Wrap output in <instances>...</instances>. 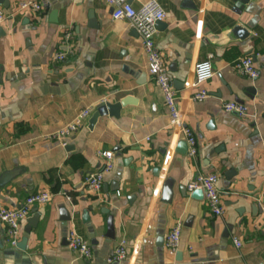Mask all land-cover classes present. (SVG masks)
<instances>
[{
	"label": "crops",
	"instance_id": "obj_1",
	"mask_svg": "<svg viewBox=\"0 0 264 264\" xmlns=\"http://www.w3.org/2000/svg\"><path fill=\"white\" fill-rule=\"evenodd\" d=\"M23 1L0 2L9 14L0 24V177L12 173L0 204L20 206L41 189L52 193L21 224L17 241L38 213L26 252L45 264H264V0H247L241 11L238 0H160L166 17L155 42L178 90L183 124L172 122L138 30L113 18L107 0H35L38 10L20 9ZM69 30L73 53L57 61ZM243 55L253 57L258 77L234 68ZM204 59L215 73L201 84L208 96L193 100L194 65ZM124 99L118 115H100L91 126L100 103ZM229 100L247 104L249 113L226 111ZM88 107L67 144L44 138ZM184 126L197 139L195 155ZM107 150L114 166L96 191L85 177L105 167ZM209 172L219 174L221 214L188 188ZM63 206L71 212L67 222ZM110 213L113 239L105 236ZM179 221L180 245L171 251L166 236ZM71 231L91 244V258L69 245ZM123 239L127 256L109 261ZM11 244L0 221V264H18L4 252Z\"/></svg>",
	"mask_w": 264,
	"mask_h": 264
},
{
	"label": "built area",
	"instance_id": "obj_2",
	"mask_svg": "<svg viewBox=\"0 0 264 264\" xmlns=\"http://www.w3.org/2000/svg\"><path fill=\"white\" fill-rule=\"evenodd\" d=\"M138 5L128 0H107L112 7L113 18H126L134 26L142 39L144 49L148 57V69L151 75L160 86L164 103L170 111L171 119L174 124H183L180 107L178 90L173 83L172 77L167 72L165 59L158 50L155 42V35L158 31V22L165 19L166 11L163 8L160 0H137ZM33 7L38 10L42 4L35 0H24L20 9H27ZM13 13V12H12ZM11 13V14H12ZM7 12L0 10V24L8 16ZM66 48L57 51L54 55L55 60L62 61L73 53V46L71 45L73 33L69 30L64 36ZM234 68L251 78L259 76V69L256 66L253 57L250 55H243L238 57L234 63ZM213 63L210 59L199 60L194 65V80L191 86L195 87L191 94L193 100L205 99L209 92L201 86L203 82L214 75ZM223 108L228 112L237 113L239 115H247L249 113V106L237 100H229L223 103ZM91 108H84L76 117L65 125L55 129L54 131L44 134L45 139L57 141L62 145L67 144L68 138L74 134L84 120L91 114ZM184 134L189 143V153L195 155L197 153V139L193 130L188 127H183ZM107 158L105 167L102 170L94 171L86 175L85 183L93 190H100L103 185L105 172L112 169L114 166L113 157L114 152L107 150L102 152ZM219 174L217 172H209L198 175L188 185L190 191L196 188H201L204 191V197L211 211L215 214L223 212V201L221 198L220 188L218 185ZM52 193L49 190H37L29 193L20 206H7L0 204V221L6 224L7 235L12 244L17 241L20 234L21 224L28 217L31 208L36 204H44L50 201ZM182 222L179 221L177 225L167 234L166 246L171 251H175L180 245ZM69 245L78 251L83 257L91 258L94 254L91 244L77 234L71 231L68 235ZM240 245L241 242L237 241ZM127 256L126 240H122L108 257L109 261H121Z\"/></svg>",
	"mask_w": 264,
	"mask_h": 264
},
{
	"label": "water",
	"instance_id": "obj_3",
	"mask_svg": "<svg viewBox=\"0 0 264 264\" xmlns=\"http://www.w3.org/2000/svg\"><path fill=\"white\" fill-rule=\"evenodd\" d=\"M129 2H132V0H128ZM247 0H238L237 2V7L238 11H241L243 4L246 3ZM0 2H3V0H0ZM161 24V21L158 22V25ZM240 27V26H238ZM247 34H245L246 36ZM176 86V85H175ZM249 90L254 91V88H249ZM125 103V99L121 100L116 103H111L109 101H103L97 106V109L93 113L90 123L91 126L97 121L98 117L100 115H104L107 113L110 114H119V108ZM213 124L212 121L210 122V125ZM180 146L182 149L181 151H184L188 144L187 141H181ZM69 147V146H68ZM232 171V170H230ZM229 173V172H228ZM12 176V173H6L2 177H0V187L3 186ZM192 196L198 199H201L204 197V191L201 188H196L192 191ZM91 209V207L89 208ZM89 209L84 210L83 214V219L86 222H89L91 220V215L89 213ZM33 210H36L33 209ZM102 212H107V208L102 207L101 208ZM61 212V220L64 222H67L68 220L71 219V212L69 211L68 208L65 206L61 207L60 209ZM39 219L38 213L34 214L32 217L28 219V224L25 227V234L21 238V240L16 241L14 244H11L8 248L5 249V253L7 255H11L13 259H16V262L18 264L24 263V264H45L44 261L41 260L40 255L36 253H27V240H28V234L31 232L32 227L37 225ZM105 236L108 237L109 239L115 238V226H114V213H110L108 219H107V231L105 233ZM163 241V235L159 237L158 242L161 243ZM64 242L67 243V237L64 238ZM177 257L180 259L181 258V253H177ZM263 264V263H261Z\"/></svg>",
	"mask_w": 264,
	"mask_h": 264
}]
</instances>
